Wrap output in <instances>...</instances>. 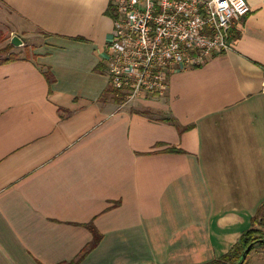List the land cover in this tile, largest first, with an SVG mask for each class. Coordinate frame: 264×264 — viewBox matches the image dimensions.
<instances>
[{
    "label": "crops",
    "instance_id": "0c3cea01",
    "mask_svg": "<svg viewBox=\"0 0 264 264\" xmlns=\"http://www.w3.org/2000/svg\"><path fill=\"white\" fill-rule=\"evenodd\" d=\"M246 1L229 52L123 106L112 0H0V28L39 38L0 65V264H68L96 234L77 264H208L264 235V0Z\"/></svg>",
    "mask_w": 264,
    "mask_h": 264
},
{
    "label": "built area",
    "instance_id": "2783aa9c",
    "mask_svg": "<svg viewBox=\"0 0 264 264\" xmlns=\"http://www.w3.org/2000/svg\"><path fill=\"white\" fill-rule=\"evenodd\" d=\"M107 74L122 105L162 99L172 74L204 66L232 49L250 13L246 0H112Z\"/></svg>",
    "mask_w": 264,
    "mask_h": 264
},
{
    "label": "trees",
    "instance_id": "16d2710c",
    "mask_svg": "<svg viewBox=\"0 0 264 264\" xmlns=\"http://www.w3.org/2000/svg\"><path fill=\"white\" fill-rule=\"evenodd\" d=\"M14 49H15V47L12 46L11 43H9L5 49L0 51V65L5 64L7 62L15 61L18 58V54L12 53V51ZM5 53L8 56L6 58H2V55ZM170 151L175 152V153L180 152V150H176V149H173ZM253 221H254V226H256V225L264 226V203L261 205V207L258 210L257 215ZM94 232L96 233L95 230H94ZM96 235L94 238V242L92 244H90V246H88L84 252H82V254L78 258V260L73 261V262L68 263V264H77V262L79 260H81V258H83L88 251H90L91 249H93L94 247L97 246V244L99 242V238H97ZM260 240H264V235L260 232V230H258L256 228L251 229V230L247 231L242 236L240 243L238 245H235L227 254H225L224 256L220 257L219 259H216V260H214L208 264H238L242 255L244 254L245 250L251 244H255V245L253 246L250 254L252 253V251L257 246H264V243H258V241H260ZM250 254L248 255L244 264H247L248 259L250 257Z\"/></svg>",
    "mask_w": 264,
    "mask_h": 264
},
{
    "label": "rangeland",
    "instance_id": "374dc122",
    "mask_svg": "<svg viewBox=\"0 0 264 264\" xmlns=\"http://www.w3.org/2000/svg\"><path fill=\"white\" fill-rule=\"evenodd\" d=\"M16 19V18H15ZM27 29V31L26 32H21V31H18V32H16L15 33V36H17V37H19L21 40H23L26 44H28V45H30V46H32V45H36V43H37V41H39V38H33V37H29V35L30 34H37L36 32V30H34V29H31V31H30V29L29 28H26ZM18 34V35H17ZM14 36V31H12V28L11 27H9V26H6V27H4V28H0V51L1 50H3V49H5L6 47H7V45L9 44V43H11V40H12V38L13 37H15ZM23 41H22V43H23ZM22 47V46H21ZM19 49L18 50H20L21 48L20 47H18ZM31 50H32V48H28L27 49V53H23V52H20L21 54H23V55H25V54H27L28 55V53H29V55H31ZM16 53H18L17 51H16ZM8 55H6V53L5 54H3L2 55V57L4 58V57H7ZM114 99H116L115 98V95L114 94H110L108 97H107V100L109 101H111L116 107H118V106H122V105H118V104H116V103H121L122 101L119 99V100H116L115 102L113 101ZM133 104V103H132ZM261 250H264V246H257L255 249H254V251L253 252H257V253H260V251ZM260 259H261V261H263L264 262V255L263 256H261L260 257ZM250 259H248V261H249ZM247 263H249V262H247Z\"/></svg>",
    "mask_w": 264,
    "mask_h": 264
},
{
    "label": "water",
    "instance_id": "95a60500",
    "mask_svg": "<svg viewBox=\"0 0 264 264\" xmlns=\"http://www.w3.org/2000/svg\"><path fill=\"white\" fill-rule=\"evenodd\" d=\"M11 45L14 46L15 48H18V47L22 46L23 43H22V41H21V39H20L19 37L15 36V37H13L12 40H11ZM258 243H264V240H260V241H258ZM254 245H255V244H251V245L245 250V252H244V254L242 255V257H241V259H240V261H239L238 264H244V262L246 261L248 255L250 254V252H251V250H252V248H253Z\"/></svg>",
    "mask_w": 264,
    "mask_h": 264
}]
</instances>
